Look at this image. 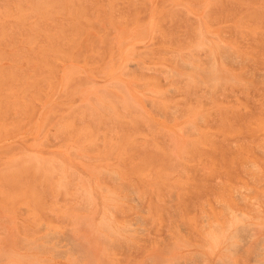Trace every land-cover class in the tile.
<instances>
[{
    "label": "rangeland",
    "instance_id": "374dc122",
    "mask_svg": "<svg viewBox=\"0 0 264 264\" xmlns=\"http://www.w3.org/2000/svg\"><path fill=\"white\" fill-rule=\"evenodd\" d=\"M0 264H264V0H0Z\"/></svg>",
    "mask_w": 264,
    "mask_h": 264
}]
</instances>
